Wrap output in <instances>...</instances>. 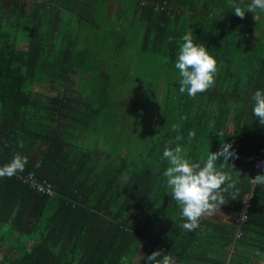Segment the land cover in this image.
<instances>
[{
  "label": "trees",
  "instance_id": "16d2710c",
  "mask_svg": "<svg viewBox=\"0 0 264 264\" xmlns=\"http://www.w3.org/2000/svg\"><path fill=\"white\" fill-rule=\"evenodd\" d=\"M258 30L228 0H0V167L28 157L24 171L0 178V264H147L154 251L176 264H264V186L250 182L264 174L255 167L264 126L252 112L264 90ZM190 31L218 68L195 98L179 91L175 67ZM125 50L128 63L137 54L139 64L148 55L161 66L152 91L145 82L155 70L130 73ZM127 76L149 95L165 88L143 123L140 95L113 85ZM222 141L239 157L224 169L239 194H226L220 217L185 231L163 151L179 145L203 163Z\"/></svg>",
  "mask_w": 264,
  "mask_h": 264
},
{
  "label": "clouds",
  "instance_id": "9594fccd",
  "mask_svg": "<svg viewBox=\"0 0 264 264\" xmlns=\"http://www.w3.org/2000/svg\"><path fill=\"white\" fill-rule=\"evenodd\" d=\"M228 2L233 13L241 19H244L248 12L255 14L257 9L264 11V0H251L246 10L241 6L243 0L239 2L228 0ZM182 39L184 42L180 46L175 64L181 77L179 91L186 92L189 97L195 98L198 93H204L214 86L215 74L218 71L217 61L203 44L194 43L191 31ZM252 101V112L259 123L264 126V90H256ZM194 136V131L188 133L189 140ZM19 145L21 148L24 147L22 141ZM232 149V144L222 141L220 149L215 153L210 152L203 163L191 162L184 158L179 145L174 149L171 146L166 147L163 151L162 159L167 160L169 165L163 175L167 178V185L171 189L172 200L180 206L181 217L184 221L182 228L185 231H195L199 228V221L202 217L220 211L221 206L225 205L226 194L236 200L239 194L238 181L233 179L231 171L224 170L225 168L235 169L234 164H229V160L239 159ZM221 158L223 162L218 164ZM27 162V156L17 153L9 163L0 167V178H11L24 171ZM257 167H264V164L258 163ZM236 175L241 174L236 171ZM250 182L264 186V174L250 178ZM146 261L147 264H176L172 255L164 254L163 251H154L147 256Z\"/></svg>",
  "mask_w": 264,
  "mask_h": 264
},
{
  "label": "rangeland",
  "instance_id": "374dc122",
  "mask_svg": "<svg viewBox=\"0 0 264 264\" xmlns=\"http://www.w3.org/2000/svg\"><path fill=\"white\" fill-rule=\"evenodd\" d=\"M116 10V3H113L112 6H111V9H110V13L114 14ZM123 55L122 56H125L124 60L125 59H130V54H128V50H125L123 51ZM147 62L143 65H146L147 67H151V71H154L155 70V74H154V78H153V83H147V86L149 87V89L152 91V88H150L152 85L154 86V88L156 86H158V77H157V74L162 75L161 71H162V68L161 66L159 65L158 62H156V60L154 59H151L148 55H145ZM133 58V57H132ZM136 59L133 60V63L135 62ZM150 62V63H149ZM142 64H139L138 68L140 71H142ZM119 82L117 83H114L113 85L115 86V88L117 90H119L122 94L124 95H128L129 93L131 94H135L136 96L137 95H140V99H136L137 101V109L135 111V116H138L139 119H140V122L143 123V121H146L147 119L149 120V116L151 117V115H153V112L155 114L156 112V108L155 106L159 105V102L161 101V99H167L166 98V95L164 94V89H162L163 87V84L161 83L160 86L161 88L160 89H156V90H153L152 93H148V90L147 88H145V86L143 84H141V82L137 81V80H134V79H127L126 81H123L121 82L120 84H118ZM118 84V85H117ZM151 84V85H150ZM145 88V89H144ZM167 90V89H166ZM162 91H163V95H162ZM155 93L158 95L156 96V99H157V102L154 101V99H152L154 96H155ZM152 97V98H151ZM143 99H146V101L144 102ZM154 103H155V106H154ZM158 107V106H157ZM144 128V127H143ZM179 210V213L181 215V209L178 208ZM216 215V213H214ZM214 214L212 215H208V216H213L212 218H217V217H220V213H217V216H215ZM4 253L0 250V259L2 258L1 256L3 255Z\"/></svg>",
  "mask_w": 264,
  "mask_h": 264
},
{
  "label": "crops",
  "instance_id": "0c3cea01",
  "mask_svg": "<svg viewBox=\"0 0 264 264\" xmlns=\"http://www.w3.org/2000/svg\"><path fill=\"white\" fill-rule=\"evenodd\" d=\"M250 2H251V0H250ZM116 10H115L114 14L110 13L111 14V18H114L116 16ZM247 15H248V18H249V21H250V26L252 27V25H253L254 27L258 28L259 29L258 32H264V11H260L259 9H257L255 14L251 13V12H248ZM254 15H255V18H254ZM135 56H136V60H135L134 63H133V61H132V63H128L129 60H125L124 61L125 65L126 64L130 65V66L126 65V69L130 73L134 72L139 66V61H140L139 57H138L137 54L133 55V57H135ZM127 71H125V72H127ZM132 77H134V76H132ZM127 78H128V76L125 79H127ZM132 79L137 80V78H132ZM122 80H124V78H122ZM120 81H121L120 78L114 79V83H117V82H120ZM137 81H140V80H137Z\"/></svg>",
  "mask_w": 264,
  "mask_h": 264
},
{
  "label": "built area",
  "instance_id": "2783aa9c",
  "mask_svg": "<svg viewBox=\"0 0 264 264\" xmlns=\"http://www.w3.org/2000/svg\"><path fill=\"white\" fill-rule=\"evenodd\" d=\"M258 163L264 164V148L260 150V153L257 156V160H256V163H255L256 169L258 171H261L262 169H264V167L258 168L257 167ZM247 218H248V212L245 210V211H243L242 215L235 221V223L237 225H240V224L244 223L247 220ZM240 236H241V233L238 235V237H240Z\"/></svg>",
  "mask_w": 264,
  "mask_h": 264
}]
</instances>
